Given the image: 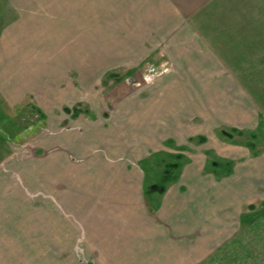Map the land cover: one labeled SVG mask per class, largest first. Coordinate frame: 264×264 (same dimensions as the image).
<instances>
[{
    "label": "rangeland",
    "instance_id": "1",
    "mask_svg": "<svg viewBox=\"0 0 264 264\" xmlns=\"http://www.w3.org/2000/svg\"><path fill=\"white\" fill-rule=\"evenodd\" d=\"M151 1L142 3L149 7ZM133 6L129 13L117 9L111 14L108 0H99L98 10L95 6L84 15V41H77L72 53L78 56L77 64L69 63L79 72L68 75L62 70L55 77L40 69L36 73L42 76L32 77L31 63L27 68L20 63L22 77L3 79L17 101L0 95V264L92 262L93 203L107 181L97 167L114 168L119 144L128 135L109 138L92 134L88 127L124 104L137 107L126 112L139 123H134L138 137L146 113L141 108H149L146 145L172 149L171 156L159 157L167 166L176 165L178 178L189 165L227 166L221 177L212 175L216 197L211 208L207 203L202 207V216L211 210L213 218H219L213 219L216 230L211 236L212 243H219L195 264H264V129L259 125H264V115L253 120L246 105L254 100L264 114V0H209V8L194 23L196 30L188 28L185 12L165 14L169 17L162 21L161 14H142ZM0 11L10 12L7 0ZM171 16L179 20L172 23ZM11 50L10 45L0 47V58ZM61 52H66L63 46ZM53 83L57 90L47 98ZM231 86L243 88L245 102L231 94ZM29 89L33 93H27ZM80 101L94 110H81L82 133H66L68 122L60 125L62 113L66 115L62 106ZM164 107L170 108V119L159 120ZM160 121L169 122L163 126ZM241 123L243 136L236 134ZM165 127L166 133L160 134ZM258 128L260 142L251 158L241 142H250L249 132ZM159 157L143 165L147 195L156 189L151 187L153 177L161 179L160 188L173 184L170 176L161 174ZM148 165L160 173L153 175ZM207 225L200 222L199 229ZM202 231L197 230V243L207 240Z\"/></svg>",
    "mask_w": 264,
    "mask_h": 264
},
{
    "label": "crops",
    "instance_id": "2",
    "mask_svg": "<svg viewBox=\"0 0 264 264\" xmlns=\"http://www.w3.org/2000/svg\"><path fill=\"white\" fill-rule=\"evenodd\" d=\"M7 1L10 10V12H7L8 15L0 11V47L10 45L12 50L2 54L0 58V95H11L8 100L14 102L17 101V98L13 97V92H9L11 88L3 85V79L22 77L20 76V63H25V68H27L26 63H31L34 70L29 69L33 71L31 72L32 77H41L42 74H37L36 71L42 70L50 71L51 74L56 73L55 77L62 70H66L65 74L68 73V75L69 71L79 72L78 68H74L69 63L75 61L77 64L78 56L75 55L76 58H74L72 53L77 50L76 47L74 48L76 42L84 41V15L91 11L94 12L95 6L98 10L99 0ZM208 1L152 0L150 6L155 7L152 10H149L150 6L145 5V2H143V5L142 0L140 2L134 0H108V4L109 13L111 14H115L117 9L129 13L131 8H134L133 5H136L139 6L142 14L148 11L155 13L157 16L161 14L162 21L163 18L169 17L165 14L172 15L185 12L190 26L188 28L196 30L198 28L195 25L196 20L209 8H205ZM0 5V9L3 10L4 0H0ZM199 7L205 9L198 12L197 8ZM178 20L175 17L170 18L172 23H176ZM253 26H256L254 21ZM51 42L56 46L51 47ZM58 44L60 47H57ZM62 46L66 52L59 54ZM65 54L66 56H64ZM5 82L10 83L9 80ZM55 85V83L51 85L52 88L48 90L50 92L47 98L54 90H57ZM33 91L34 89H29L27 93H33ZM69 91L68 88L63 91L66 99ZM231 94H236V99L241 103L245 102L242 87L235 88L231 86ZM59 99L61 102L62 97ZM205 104L206 101L203 103L204 107ZM64 105L62 109L66 111V115L62 113L60 125L63 124L64 120L66 123L68 122L67 128L69 127L66 133L71 131H74L75 134L82 133L79 128H81L84 117L80 112L87 107L91 110L94 109L88 103L81 101L65 102ZM171 105L173 109H176L173 107V103ZM246 105L247 107L250 106V109H248L253 120L254 117L263 118L264 114L260 111L261 108L259 110L258 104L254 100ZM207 107H210L208 103ZM136 109L137 107H126L125 104L121 108L113 107L112 114L107 113V118L97 120L101 123L92 122L90 124L96 126L88 127L92 134H104L108 135L109 138L110 136L115 137L121 132H126L128 136L119 144V153L114 168L107 170L106 168L97 167V170L105 172L107 181L102 182L101 198H97L93 203V208L95 207L96 210L92 220L93 231L91 234L94 237L92 238L93 242H91L93 260L92 262H81V264H195L197 260L203 258L204 254H208L213 250V243L214 245L219 243V241L216 243V240L213 243L211 241L212 232L216 230L212 227L214 218L210 213L212 198L216 197L212 175L221 177L222 169L227 168V166L211 163L208 167L207 162L204 161L206 162L204 165L197 166L195 169L191 165L185 167L182 177L178 178L176 175L178 169L174 171V167H166L164 161L162 162L164 167L161 166L162 163L157 162L161 168V174L170 176L173 184L170 189L163 188V186L160 188V180H158V177H153L151 187L153 189L155 187L157 190L154 189L150 195H147L145 193L146 171L143 165H146L151 157L171 156L174 153H172V149L167 151L159 146L148 149L146 145L148 124L151 123H149L146 113L149 108L146 106L141 108L142 111L146 112L143 113L139 121L141 137H138L137 130H134L136 118H131V113L126 112L127 110ZM161 109L158 119L161 120L163 117L166 120L170 119L167 114L170 108L164 107ZM164 111H166L165 116ZM49 119L47 118V122ZM160 122L163 126H166L165 123L168 124L169 121ZM121 124H123V128L126 127L124 130L120 128ZM135 124L136 127L139 126V123ZM259 125H262L264 129L263 121ZM163 126L162 128H164ZM240 126V129L237 127L236 134L243 136L244 123H241ZM162 131L166 133V127L164 130L159 131L160 134H162ZM261 131V129L259 131V128L258 131H250L248 136L250 134L254 135L251 141L248 143L241 142L242 147L250 150L251 158H255L253 156L257 153L256 147L260 142L258 140ZM133 133L136 134L135 137H132ZM133 141L139 142V146ZM249 144L252 145L251 148ZM160 157L159 159L162 161L163 158ZM149 166L151 165H148V168L153 175L160 173L158 170L153 171ZM187 173H191L192 176H186ZM239 191L242 194V189ZM149 197H151V200H149ZM205 203H207V207H210L208 209L210 211L202 216V207H205ZM214 221L219 222V218L214 219ZM200 222H207L208 225L203 226L204 229H199L201 228L199 226ZM197 230L199 232L203 230L201 235L203 239L206 238L207 240L197 243ZM219 237H224V235Z\"/></svg>",
    "mask_w": 264,
    "mask_h": 264
},
{
    "label": "trees",
    "instance_id": "3",
    "mask_svg": "<svg viewBox=\"0 0 264 264\" xmlns=\"http://www.w3.org/2000/svg\"><path fill=\"white\" fill-rule=\"evenodd\" d=\"M250 137L252 138V137H254V135L253 134H250ZM249 147L251 148L252 147V145L251 144H249ZM161 162H163V161H161ZM178 162V161H177ZM179 163V162H178ZM176 165H174V167H175ZM229 166V165H228ZM168 168H171L172 166H170V165H168L167 166ZM163 178V177H162ZM161 180V179H160Z\"/></svg>",
    "mask_w": 264,
    "mask_h": 264
}]
</instances>
